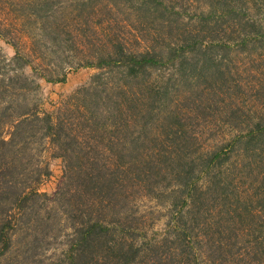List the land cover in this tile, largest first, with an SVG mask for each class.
Here are the masks:
<instances>
[{"label": "trees", "instance_id": "trees-1", "mask_svg": "<svg viewBox=\"0 0 264 264\" xmlns=\"http://www.w3.org/2000/svg\"><path fill=\"white\" fill-rule=\"evenodd\" d=\"M129 1L130 32L110 27L84 63L120 76L42 109L21 98V73L0 78V264H264V82L260 109L237 115L250 83L235 81L230 58L264 46V0ZM219 101L231 136L204 145ZM44 140L40 159L32 144ZM143 197L167 208L161 236L140 221ZM61 222L65 247L46 260Z\"/></svg>", "mask_w": 264, "mask_h": 264}, {"label": "rangeland", "instance_id": "rangeland-1", "mask_svg": "<svg viewBox=\"0 0 264 264\" xmlns=\"http://www.w3.org/2000/svg\"><path fill=\"white\" fill-rule=\"evenodd\" d=\"M34 1L36 0H0V35L3 33L8 37V40L0 37V78L21 73L17 87L26 103L33 108H52L54 103L61 105L79 87L97 80V75L100 81H109L110 75L118 77L122 74L114 67L99 68L84 63L100 48L104 35L110 32V27L121 35L130 32L131 24L138 17L133 10L134 1L117 0L118 5L113 8L105 7L97 0H48L43 10H35L32 6ZM100 18L105 20L100 23ZM153 28L154 26L150 29ZM11 36L17 37L19 49L30 59L29 62L14 59L15 48L9 42ZM131 39L130 45L138 46L136 40L133 37ZM230 58L235 81L244 85L250 83V88L241 94L242 109L237 112L240 117H246L260 109L255 106V97L257 88L264 82V46L254 50L251 55L232 49ZM64 75L67 76L65 81L57 80ZM49 78L53 80H48ZM26 84V88H20ZM211 103L216 108L213 109L211 123L204 129V138L201 140L204 145L217 141L222 135L229 139L232 131L228 125L229 117H225V103ZM32 145L36 147L37 158L40 159L47 158L52 150L47 140ZM56 170L59 174V165ZM235 172L237 179L242 172ZM58 174L45 182L43 187L54 188ZM246 177L242 181L245 184L248 183ZM237 181L235 182L240 184V180ZM137 206L139 215H144H141L143 219L140 221L148 228L149 238L163 235L167 208L150 197L140 198ZM67 230L64 222H61L57 229L59 237L45 249L43 258L51 260L62 252L66 244Z\"/></svg>", "mask_w": 264, "mask_h": 264}]
</instances>
